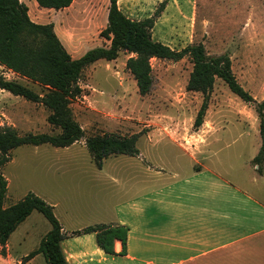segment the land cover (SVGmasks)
<instances>
[{
  "label": "rangeland",
  "instance_id": "1",
  "mask_svg": "<svg viewBox=\"0 0 264 264\" xmlns=\"http://www.w3.org/2000/svg\"><path fill=\"white\" fill-rule=\"evenodd\" d=\"M150 1H140L145 7L139 9L141 4L138 5L131 17L135 20L150 17L166 1L165 11L156 19L152 31L155 41L177 51L201 43L210 56L227 54L238 83L256 102L264 100V0ZM24 2L30 9L31 20L54 25L55 33L74 59L109 45L100 37L108 23L109 0H75L68 10L39 7L36 13L31 0ZM131 56L120 53L115 61L100 60L84 70L79 81L82 94L70 105L74 119L85 132L79 142L68 148L23 145L11 151L10 162L2 169L8 181L6 207L32 193L48 204L58 203L54 214L59 221L75 223L92 216L87 214L88 210L90 214L97 208L110 206L112 182L108 172L113 168L115 173L117 169L125 178L130 157L111 156L104 161L102 173L96 170L85 142L90 136L104 133L140 134L137 149L153 158L162 155L158 164L166 173L184 176L191 172L197 165L186 163L190 162L187 154H192L199 162L264 198V178L252 164L262 143L260 119L253 104L243 101L223 80L217 79L208 108L215 127L208 134L203 126L196 130L194 122L203 95L186 89L193 67L191 59H152L153 84L150 92L141 96L136 81L126 69ZM0 77L41 95L46 92L1 65ZM48 115L43 105L0 89V129L13 128L21 136L60 133L47 122ZM192 137L196 139L187 143V138ZM70 156H74L70 161L78 163L77 166H69ZM253 177L259 180L256 184L261 191L252 182ZM51 228L49 221L34 211L11 235L9 250L2 254L0 247V264H47L42 254L28 262L24 259L38 249Z\"/></svg>",
  "mask_w": 264,
  "mask_h": 264
},
{
  "label": "trees",
  "instance_id": "2",
  "mask_svg": "<svg viewBox=\"0 0 264 264\" xmlns=\"http://www.w3.org/2000/svg\"><path fill=\"white\" fill-rule=\"evenodd\" d=\"M41 8L64 10L75 0H35ZM163 1L150 17L134 20L126 16L118 0H109L108 23L100 37L108 46L88 51L74 59L67 51L54 30V25L38 24L31 20L28 7L20 0H0V65L21 78L43 87L46 92L38 94L13 80L0 77V89L19 96L26 101L41 104L48 111L47 122L60 133L19 135L15 129H0V247L5 254L13 232L34 211L41 213L51 224V231L42 239L38 249L31 252L24 261L28 262L42 254L47 264H68L61 248L66 238L62 226L54 214V207L39 196L29 194L12 206H5L8 181L3 167L10 162V153L23 145H51L68 148L85 137V132L74 119L71 103L82 94L79 81L84 70L97 61H115L120 53L133 56L126 61V69L136 81L141 96L147 95L152 87V59L180 61L189 57L192 71L186 89L203 95V102L197 113L194 128L204 123L209 108L210 95L217 79L223 80L230 90L243 101L253 104L260 119L261 148L253 159L258 172H264V100L256 102L238 83L232 72V62L227 54L210 56L203 44H189L177 51L153 39L156 19L165 11ZM140 134L120 136L104 133L86 138L85 145L96 166L102 168L104 161L117 155L135 157L139 155L136 143ZM129 229L120 225H92L72 234L94 233L98 246L109 255H116L115 244L121 242L124 251ZM121 251V252H122Z\"/></svg>",
  "mask_w": 264,
  "mask_h": 264
},
{
  "label": "crops",
  "instance_id": "3",
  "mask_svg": "<svg viewBox=\"0 0 264 264\" xmlns=\"http://www.w3.org/2000/svg\"><path fill=\"white\" fill-rule=\"evenodd\" d=\"M20 1L25 4L24 0ZM31 1L37 9L34 13L38 12L40 6ZM140 1L118 0V5L133 19L131 15L142 3ZM144 7L145 4H141L139 9ZM209 109L202 125L207 134L215 127ZM194 139L196 137L187 138L186 142L192 143ZM161 156L153 158L140 151L138 156H129L125 178L117 169L115 173L113 168L108 172L112 182L110 206L97 208L90 214L91 210H88L87 214L92 216L80 218L83 222L59 221L66 236L61 248L67 263L264 264V198L199 162L192 154H187L190 162L187 160L186 163L197 165L191 172L184 176L166 173L158 164ZM70 159L75 158L69 157V166L78 165ZM253 166L258 171V167ZM103 167L96 166L95 169L102 173ZM259 175L264 178V172ZM252 182L261 191L256 184L259 180L253 177ZM57 204L50 203L54 208ZM72 215L79 218L74 212ZM100 224L129 229L124 251L121 242H116V255L106 254L98 246L94 233L72 236L76 231Z\"/></svg>",
  "mask_w": 264,
  "mask_h": 264
}]
</instances>
